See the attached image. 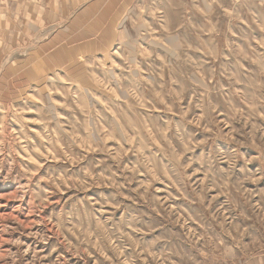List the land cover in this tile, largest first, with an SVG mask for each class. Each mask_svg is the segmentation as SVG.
I'll list each match as a JSON object with an SVG mask.
<instances>
[{"label":"rangeland","instance_id":"rangeland-1","mask_svg":"<svg viewBox=\"0 0 264 264\" xmlns=\"http://www.w3.org/2000/svg\"><path fill=\"white\" fill-rule=\"evenodd\" d=\"M0 264H264V0H0Z\"/></svg>","mask_w":264,"mask_h":264}]
</instances>
